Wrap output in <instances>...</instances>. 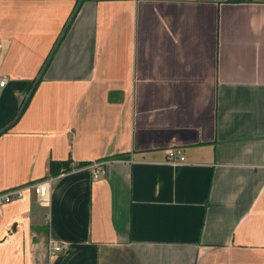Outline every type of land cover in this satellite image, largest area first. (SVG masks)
I'll return each instance as SVG.
<instances>
[{
  "label": "crops",
  "instance_id": "crops-1",
  "mask_svg": "<svg viewBox=\"0 0 264 264\" xmlns=\"http://www.w3.org/2000/svg\"><path fill=\"white\" fill-rule=\"evenodd\" d=\"M0 39V190L52 177L0 264H264V0H0Z\"/></svg>",
  "mask_w": 264,
  "mask_h": 264
},
{
  "label": "built area",
  "instance_id": "built-area-1",
  "mask_svg": "<svg viewBox=\"0 0 264 264\" xmlns=\"http://www.w3.org/2000/svg\"><path fill=\"white\" fill-rule=\"evenodd\" d=\"M4 47L3 41L0 39V56L2 49ZM5 81L4 78L0 79V84H3ZM166 158L172 162L182 161L183 154L178 147L168 148L166 150ZM105 159L94 160L90 163V167L93 171V176L95 177L97 172L100 171L102 165L105 164ZM62 173V172H60ZM52 177L48 176L39 180L28 181L22 184L13 185L0 190V206L3 204L10 202L13 199L20 198L24 196L27 190H33L37 195V199L40 204L48 205L49 203V195H50V185H51ZM62 248L60 243L56 241L48 242V250L52 252L59 251Z\"/></svg>",
  "mask_w": 264,
  "mask_h": 264
},
{
  "label": "trees",
  "instance_id": "trees-1",
  "mask_svg": "<svg viewBox=\"0 0 264 264\" xmlns=\"http://www.w3.org/2000/svg\"><path fill=\"white\" fill-rule=\"evenodd\" d=\"M73 14L69 18V20L73 17ZM69 20L67 21V23L63 27V30H65L67 28L68 24L70 23ZM54 50H55V47H53L50 50L48 58L49 57L51 58L50 55L53 53ZM50 58H49V60H50ZM43 71H44V69H43ZM43 71L41 72V75H42ZM33 90H34V88L31 86L29 94L27 95V97L24 100H22V103H21L22 105H21V108H20L19 112H21V110L24 108V106H26L27 102L29 101V99L31 97V93L33 92ZM19 112H18V114H19ZM18 114H17L16 117L19 116ZM9 126L10 125H6V126L2 127L0 129V133L3 132L5 129H7ZM127 155H128V153H125V152H117V153H113L112 155L106 156V157H120V158H124V157H127ZM102 158H105V157H101V158L99 157L97 159H102ZM87 163H89L88 160H79V161L71 164L69 158H66V159H51L49 161V175H57L58 173L67 171V170L71 169L72 167L84 165V164H87Z\"/></svg>",
  "mask_w": 264,
  "mask_h": 264
},
{
  "label": "rangeland",
  "instance_id": "rangeland-1",
  "mask_svg": "<svg viewBox=\"0 0 264 264\" xmlns=\"http://www.w3.org/2000/svg\"><path fill=\"white\" fill-rule=\"evenodd\" d=\"M61 35H62V34H61ZM55 46H56V44H55ZM55 46H54V47H55Z\"/></svg>",
  "mask_w": 264,
  "mask_h": 264
}]
</instances>
